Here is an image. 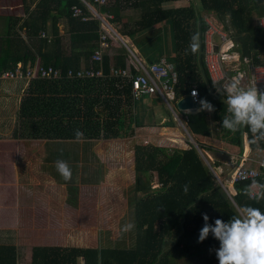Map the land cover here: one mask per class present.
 I'll return each mask as SVG.
<instances>
[{
  "label": "trees",
  "instance_id": "trees-1",
  "mask_svg": "<svg viewBox=\"0 0 264 264\" xmlns=\"http://www.w3.org/2000/svg\"><path fill=\"white\" fill-rule=\"evenodd\" d=\"M13 1L17 2L10 6L21 9L23 16H13L14 12L2 14L0 0V85L3 81H13L2 75L14 72L18 65L23 74L28 67L36 65L61 72L58 79L14 80L23 93L15 114L17 139L77 141L74 132L78 129L83 132L80 140L100 141L133 136L140 127L159 125L157 129L166 130L175 127L172 120L160 123L163 117L155 110L162 111L163 101L158 96L135 100L130 83L111 75V69H124L128 64L130 55L124 47L113 56L102 54V77H66L68 70L75 72L89 66L91 56L99 49L100 22L81 0ZM85 1L100 14L112 16L105 18L114 29L118 24L119 29L115 30L137 50L138 58L143 57L147 63L166 58L173 64L177 73V99L188 96L189 90L196 87L198 102L204 99L213 105L215 110L210 112V118L208 111L179 116L206 162L189 141L178 150L135 144L131 187L134 201H130L129 211L135 225L132 245L34 247L30 264H80V260L83 264H219L216 257L219 241L210 233L203 242H198L205 223L203 216L206 214L213 226L216 219L227 223L238 215L240 206L248 205L264 212V199L257 201L244 194L245 186L251 181L225 183L234 205L217 181L224 179L234 164L226 174L222 163L208 154L214 149L205 143L213 138L236 147L241 156L245 139L250 150L263 147L264 141L251 144L252 134L247 128L231 133L221 127L222 118L228 114L226 96L217 92L205 68L204 34L208 25L203 13L214 15L237 45L240 56L257 64L262 59L260 54H264V28L259 25V19L264 16L262 0H107L102 6L93 0ZM181 1L188 4L178 6L176 3ZM74 7L82 11L80 16H73ZM126 12L137 17L134 14L126 17ZM196 32L199 50L193 54L189 44ZM107 42L111 44L110 38ZM65 44L68 54L63 52ZM92 66L95 70L100 68L99 63ZM164 114L173 119L169 111ZM154 177L158 187L153 189ZM256 181L263 183L264 177ZM185 184L187 193L183 191ZM0 264H17L15 246L0 245Z\"/></svg>",
  "mask_w": 264,
  "mask_h": 264
},
{
  "label": "crops",
  "instance_id": "crops-1",
  "mask_svg": "<svg viewBox=\"0 0 264 264\" xmlns=\"http://www.w3.org/2000/svg\"><path fill=\"white\" fill-rule=\"evenodd\" d=\"M1 2H9L8 7L4 6L1 10L2 14H5V16L10 15L13 12V16H23V11L21 9H13L12 6H10L11 3H15L17 1L1 0ZM176 4L178 6H186L188 2L181 1ZM132 14V12H126L124 15L127 17L132 16ZM125 21L126 19L123 20V22ZM59 29L61 34H65L62 26H60ZM111 46L112 48L110 50L112 51H110L108 54L113 56L118 53L119 50L114 47L112 42L110 47ZM1 85L0 93H2ZM0 110V120H2L0 123L2 124L5 120H7V116L5 115L6 109L4 108ZM208 116L209 118L211 117L210 112H208ZM156 130L157 129L154 128H149L146 130L147 132L144 134V136H146L145 139L149 138L150 140L151 135H153L152 131ZM164 130L166 129L164 128ZM209 140L223 144L222 142L213 138ZM103 141L109 140H38L29 142L23 139L22 145L25 148L22 150V153H20L22 156H17V158L14 156L12 160L8 159L9 156L6 157L7 153H3V151H1V162L4 161L5 163L7 160L14 162L10 167L7 166L5 169H1L0 165V205L3 207L10 205V208L12 209H17L20 206L24 208V205L20 204V195L17 197V194L16 196L13 194V196L16 198L13 202H10L7 197L8 195L5 194H7L8 191L18 192L19 189H22V191L35 190L37 187L35 183L36 181H39L38 177H42L45 180L44 183H49V186H45L42 189L44 190L42 194L45 198L43 197V200L38 201V206H30V208H34L36 215H40L42 210H44V217L42 216L40 218L36 216L32 225L29 227H27V225L23 226L22 222L20 224L15 223L13 226H11L10 231H4L2 229L0 230V245H12L17 248V264H24L25 261V264H30L31 251L34 247L73 246L79 248H110L130 247L132 245L134 241L132 230L124 233L122 232L120 235L118 234L119 237H114L113 233L108 228L104 231H100L97 236H95L87 233L86 230L90 224L89 219L95 220V218L98 216L96 217V214L92 215V211L90 214L92 216L85 219L82 218L79 213H77L81 209H84L83 204H85L86 207L93 206L91 205L92 203H89V200L85 201L82 199L84 195L88 197L89 194H96L98 189L102 191L105 188L106 191H102V193L114 194L118 192V189H120H112V185L107 184L108 181H110V179L107 177L110 167L104 163V159H109V155L104 150V144H102ZM86 150L89 152H86ZM91 151H93V155L91 154ZM58 159L65 160L70 165L72 169V178L70 181H65L57 172L55 168V161ZM30 160L32 161L30 162ZM21 161L29 162L31 166L25 167L26 165H23ZM7 174L14 177L12 183H10V180H5V176H7ZM79 176H81V178H79ZM5 184H7V186ZM103 186L105 187L103 188ZM68 195H70V197ZM70 198H73V200ZM28 203L32 204L31 201ZM105 203L108 202L104 199L100 201L95 199V204L104 205ZM40 204L44 207L39 206ZM124 213L125 214L120 218V220H122H119L121 229L125 223L132 222V216L130 213H128L127 210ZM76 214L78 218H75ZM95 221H98V219ZM13 233H15V235ZM75 234H80L81 236L77 237L78 235ZM27 236L31 237L29 241L26 240ZM88 238L89 240H92L89 241V243H87ZM80 264H83L82 260Z\"/></svg>",
  "mask_w": 264,
  "mask_h": 264
},
{
  "label": "rangeland",
  "instance_id": "rangeland-1",
  "mask_svg": "<svg viewBox=\"0 0 264 264\" xmlns=\"http://www.w3.org/2000/svg\"><path fill=\"white\" fill-rule=\"evenodd\" d=\"M8 4H9V2L8 3L1 2V8H3L4 6L8 7ZM203 15L213 25L219 27V29H220L221 25L213 17L214 16L213 14H211L213 16H209L206 13H203ZM134 17H137V15L134 14ZM114 27L116 30L119 29L118 24H116ZM115 31L113 30L114 33L109 32L110 33V39H111V42L114 45V47H116L120 51V50H122L121 47H125V46L121 42L119 34L116 32L118 34L117 35L115 33ZM164 35L166 36V33H164ZM62 37H63V40L66 41L64 34H62ZM214 41L217 42V38H214ZM126 43H127V41H126ZM127 46L131 47L130 44H128V43H127ZM166 46H167L166 47V49H167L169 47V41L166 42ZM111 48H112V46L111 47L109 46L104 51V53H109L110 51H112V50H110ZM130 51L131 52L133 51L132 53L135 56H138L136 49L131 47ZM63 52L65 54H68V52H69L66 44L64 46ZM166 52H167V50H166ZM129 55H130V59H129V61H130L133 56L131 53ZM263 56H264V54H260L259 57L263 58ZM164 57H166V54L164 55ZM141 58L143 59V57H141ZM144 62L146 63L145 60H144ZM17 83L18 82L14 81V80L13 81H3L2 85H1L2 93H0V109L5 108L6 109L5 115L7 116V120H5L2 124L0 123V155H1V151H3V153H7L6 157L9 156V158H8L9 160H12L14 156H15V158H17V156H22L20 153H22V150L25 148L22 145L23 139H17L14 136V130L16 129V125H17V119L15 117L16 116L15 114H16V109L18 107L17 106L18 105V99H21L22 94H23V93L19 94L20 91L18 89L19 86H17L18 85ZM172 105L176 107L175 103H172ZM160 109H162V111L155 110L159 117H163L161 119L160 123L172 120L174 125H175V127L172 130L167 129V131H166L164 129H157L159 126L158 125L157 128H154L157 130L152 131V133H153V135H151L152 140L151 139L149 140V138L145 139L146 136H144V134H146V132H147L146 130H148L149 128L146 129V128L140 127V128L135 129L133 136H125L124 138H122L120 140H109V141H103L102 142V144H104V150L109 155L108 156L109 159H104V161H105L104 163L110 167L108 170L109 173L107 175V177H108V179H110V181H108L107 184L112 185V189H116V190L118 188H120V189H118L117 190L118 192H116L114 194L102 193V191H106V188L102 191L100 189H98V192H96V194H94V193L89 194L88 197H86L85 195L83 196L82 199L85 201L89 200V203H92L91 205H93V206L92 207H86V205L83 204L84 209H81L77 213H79L80 216L82 218H85V219L90 218L94 214H96V217L98 216L97 218H95V220L98 219V221H95L93 219H89L90 224L88 225V229H87L88 231L86 230L87 233H90L92 235L97 236V234L100 231H104L105 229L109 228L110 231L113 233L114 237H117V236L119 237V235L122 234L123 231L119 225V220L122 217V215L125 214L124 212L126 210L129 213V211L131 209L130 201H132V202L134 201L132 194H131L132 193L131 187L134 183V171H133L134 162H133V158H132V156H133L132 147L135 144H147L150 146L151 145L152 146H162V147H167V148L178 150V149L185 148L186 141L190 142V139L187 136V134L183 128L184 123L182 122L181 118L179 117V116H182L184 113L182 111H179L177 108H175L174 111H175V113H177V116H178V118H176L164 102L161 104ZM167 111H169L171 113L173 119L170 117L164 116L165 115L164 113H166ZM0 112H1V110H0ZM146 118H149V116H147ZM0 121H2V120H0ZM191 139H192V137H191ZM192 141H193V139H192ZM205 144L207 146H210L212 149H214V151L209 152L208 154L211 157L218 159L222 163L223 171L226 174L228 173L230 166L233 164L235 165V162L239 157H241L243 154L246 155L248 153V145H247L246 139L244 141V149H243L241 156H239L238 149L234 146L231 147L230 145L228 146L225 143L220 144L218 142H212V141H208ZM86 152H89V151L86 150ZM91 152L90 153L93 155V151H91ZM116 154H117V156H116ZM250 156L253 158L259 159V160L262 159V157L259 155H250ZM203 160L206 162L205 158H203ZM31 161L32 160H30V162ZM13 162L14 161H8L7 160L4 163V161L3 162L0 161L1 169H5L7 166L10 167ZM21 163L23 165H26L25 167L31 166L29 164V162H26V161H21ZM100 174H101V172H100ZM5 178H6L5 180H8V181L10 180V183H12L13 179H14V177H12L11 175L9 176L8 174H7V176H5ZM79 178H81V176H79ZM38 180L39 181H36V183H35V185L37 186L35 190H27V191L23 190L22 191V189H19L18 192L8 191V193L5 194V195H8L7 197H8L10 202H13L14 199L16 198L13 196V194H15V196L17 194V197L20 195L21 196L20 204L24 205V208L22 206H20L17 209L16 208L12 209V208H10V205H8L9 208H8V206L3 207L2 205H0V230L2 229L4 231H10L11 226H13L15 223L20 224L22 222H23V226L27 225V227H29L30 225H32L33 220L35 219L36 216L41 218L43 215H45L44 210H42L40 215H36L34 208H30V206H38L37 205L38 201L43 200V197H44L42 194V192L44 190H42V189L45 186H49V183H47V182L44 183L45 180L42 177H38ZM225 183L229 184L228 181ZM5 185L7 186V184H5ZM19 187H20V184H19ZM104 187L105 186H103V188ZM151 187L153 189L158 187V183L156 182L155 177L153 178ZM16 191H17V189H16ZM68 196L70 197V195H68ZM137 196L140 197L141 194L138 193ZM95 199L99 200V201L104 199L108 203H105L104 204L105 206L104 205H98V204H95ZM71 200H73V198ZM29 201H31L32 204H29L28 203ZM127 203H128V208H127ZM6 205H7V203H6ZM39 206H43V205L40 204ZM92 211H93V214L90 215L92 213ZM84 213H87V214H84ZM88 215H89V217H88ZM75 218H78L77 214H76ZM123 218H124V216H123ZM74 231H70V232H74ZM76 232H77V230H76ZM13 234L15 235V233H13ZM75 235H78L77 237L81 236L80 234H75ZM75 235H73V236H75ZM82 236H83V234H82ZM30 239H31V237L27 236L26 240L29 241ZM89 241H92V240H89V238H88L87 243H89ZM80 262H81V260H80ZM25 263H26V261L24 262V264Z\"/></svg>",
  "mask_w": 264,
  "mask_h": 264
},
{
  "label": "built area",
  "instance_id": "built-area-1",
  "mask_svg": "<svg viewBox=\"0 0 264 264\" xmlns=\"http://www.w3.org/2000/svg\"><path fill=\"white\" fill-rule=\"evenodd\" d=\"M81 1L91 12L93 17L100 22V26L103 30L114 33L105 18L111 19L112 16H103L97 12L90 3L85 0ZM93 1L98 4V6L108 3L107 0ZM262 3L264 4V0H262ZM81 14L82 11L79 8H73V16L77 17ZM84 19L85 18H83V20ZM204 20L208 25L204 34V63L209 79L216 90L224 83L228 82L231 77L239 74L242 78V85L244 87L256 86L259 91L264 92V57L257 64H253L250 58H242L236 50L237 45L229 37L222 25L219 29V27L207 20L206 17H204ZM259 25L264 28V16L259 19ZM214 38H217V42L214 41ZM107 46V34L102 32L99 37V49L91 56L89 66L81 67L75 72L68 70L66 77L69 79L102 77V54ZM132 56V59L124 69H111V75L126 79L130 83L131 96L133 99L138 100L143 96L151 97L156 95L167 105L173 115L178 118L172 103L176 104L182 97L177 99L175 94L177 73L175 72L173 64L166 58H161L157 62L145 63L135 55L132 54ZM92 63H99L100 68L95 70ZM21 69V66L18 65L14 72L9 71L8 73H4L2 78L7 80H18L22 77L26 79H58L61 76L60 70L52 67H43L41 65L28 67L25 70V74H23ZM133 71H135V74H133ZM194 91L197 93L195 97L192 95ZM188 97H190L194 103L198 104V89L196 87L190 89ZM250 155H259L262 159L259 160ZM233 168L234 171L228 179L230 185L237 182H252L253 180L264 177V146L257 147L255 150H250L248 148V153L239 157ZM253 173H255V175H253Z\"/></svg>",
  "mask_w": 264,
  "mask_h": 264
},
{
  "label": "clouds",
  "instance_id": "clouds-1",
  "mask_svg": "<svg viewBox=\"0 0 264 264\" xmlns=\"http://www.w3.org/2000/svg\"><path fill=\"white\" fill-rule=\"evenodd\" d=\"M110 27L115 31L111 25ZM101 30L100 33L107 34L102 28ZM109 38L110 33L108 32L107 41ZM120 40L124 44V48L132 53L131 47H128L121 37ZM107 45L108 48L111 44L107 42ZM189 48L193 54L198 52V32L191 36ZM217 92L226 96L224 104L227 105L228 114L222 118V129L236 133L242 128H247L252 134L251 144L258 145V142L264 141V92L259 91L256 86L244 87L239 74L231 77L228 82L217 88ZM192 95L195 97L197 93L194 91ZM199 105L198 111L212 112L215 110L213 105L204 99L199 101ZM74 136L79 141L83 138V132L77 129ZM55 168L65 181L71 180L72 169L67 161L56 160ZM183 191L188 192L187 184L183 186ZM244 194L249 198L254 197L257 201L264 199V183L253 180L251 184L245 186ZM203 220L205 223L200 230L198 242H203L210 233L219 241V248L216 250L219 264H264V212L259 208L248 205L240 206L238 215L231 217L227 223L216 219L214 226L208 223L209 217L206 214L203 216ZM134 227L133 222H127L123 225L122 231L128 232Z\"/></svg>",
  "mask_w": 264,
  "mask_h": 264
},
{
  "label": "water",
  "instance_id": "water-1",
  "mask_svg": "<svg viewBox=\"0 0 264 264\" xmlns=\"http://www.w3.org/2000/svg\"><path fill=\"white\" fill-rule=\"evenodd\" d=\"M176 108L179 110V111H182L186 114H196V113H199L200 111H198L199 109V104L197 103H194L192 101V99L188 96H185V97H182L181 99H179L177 102H176ZM172 112V111H171ZM184 128V127H183ZM187 136L189 137L190 139V143H192L196 148V144L192 141L191 139V136L190 134L188 133V131L184 128ZM198 149V148H197ZM199 153L201 154V157L204 158V156L202 155V153L200 152V150L198 149ZM234 171V168L226 175V177L221 181V180H217L218 181V185L220 187H222L224 189V191L227 193L226 189H225V186H224V183L228 181L229 177L231 176V174L233 173ZM227 195L229 196V194L227 193ZM231 202L234 204V202L232 201L231 197L229 196ZM235 205V204H234Z\"/></svg>",
  "mask_w": 264,
  "mask_h": 264
}]
</instances>
